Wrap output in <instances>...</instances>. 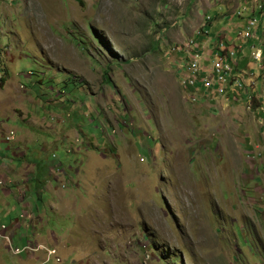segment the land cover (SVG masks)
I'll list each match as a JSON object with an SVG mask.
<instances>
[{
	"label": "rangeland",
	"instance_id": "obj_1",
	"mask_svg": "<svg viewBox=\"0 0 264 264\" xmlns=\"http://www.w3.org/2000/svg\"><path fill=\"white\" fill-rule=\"evenodd\" d=\"M243 2L0 0V158L24 179L0 200V264H264V72L231 17ZM204 24L242 44V89L184 83L176 48Z\"/></svg>",
	"mask_w": 264,
	"mask_h": 264
},
{
	"label": "built area",
	"instance_id": "obj_2",
	"mask_svg": "<svg viewBox=\"0 0 264 264\" xmlns=\"http://www.w3.org/2000/svg\"><path fill=\"white\" fill-rule=\"evenodd\" d=\"M252 3L251 6L249 1L244 0L241 10L238 13H233L231 17L233 20L235 17L246 16L245 24L241 27L238 39L249 42L251 56L263 65L264 72V48L262 45L264 42L261 40L263 34L261 29L264 23V0H255ZM211 19V16H207L206 23H211ZM208 24H204L202 31L200 29L195 35V39H191L184 46L176 48V51L185 53L184 58L189 60L186 69L180 68L184 73L182 77L188 89L194 88L195 93L202 92L206 96L214 93L221 95L226 87H233L234 89L243 87V76L242 74L237 75L235 69L239 65L236 56L242 48V44L237 43L239 47L236 44L231 47L228 37L223 38L220 33L213 37L212 32L208 29ZM198 38L200 39L198 40ZM181 53L180 55H182ZM197 96L199 95L192 96L193 101L198 99ZM14 139V134L11 132L6 135L4 142L9 143ZM0 236H3L6 243L11 246V236L2 233ZM13 252L19 254L23 250L14 248ZM48 254L54 256L56 262H60V258L56 256L54 249L48 250Z\"/></svg>",
	"mask_w": 264,
	"mask_h": 264
},
{
	"label": "crops",
	"instance_id": "obj_3",
	"mask_svg": "<svg viewBox=\"0 0 264 264\" xmlns=\"http://www.w3.org/2000/svg\"><path fill=\"white\" fill-rule=\"evenodd\" d=\"M239 4L237 3V6H238ZM237 6H233L232 7V9L233 8H235V7H237ZM214 34V33H213ZM4 128H6L5 127V124H4V122H2V123H0ZM16 155L17 156H19V157H21V156H23L24 155V153H22V152H19V153H16ZM9 163H10V165H13V161H11V160H9ZM0 167H3L4 169H6L5 171H4V173L2 174V176L4 177L3 179H1L0 180V184L1 185H4V187H5V189H1L0 190V200H2L1 199V197L3 196V198H5V197H8L9 195H11V194H13V192L11 191V188H7L6 187V184H10L9 186H17V185H19L20 184V182H23V180L24 179H21V181H20V176H19V173L18 172H14L13 170H15L17 167L16 166H13V168H11L10 166H9V164H7V163H5V162H3V160H2V158H0ZM26 167H29V168H33V170H34V166H31V165H26ZM36 172V175H35V179H37V175H40V173H39V170H37V171H35ZM1 176V175H0ZM4 180V181H3ZM10 181H12V182H10ZM44 186H46V181H45V185ZM43 186V187H44ZM18 189V188H17ZM18 191H19V189H18ZM21 196V197H20ZM19 197H17V201L20 203V212L21 211H23L24 212V210L26 209V206L27 205H29V203L28 202H25L24 201V198H23V196L22 195H20ZM4 202V201H3ZM20 216H23V215H20ZM17 221V222H16ZM16 221L13 223V224H15V226L17 227V231H19L21 228H22V226H21V223H19L20 222V220H19V218L17 217L16 218ZM29 225V222H28V224H27V226ZM28 235H30V234H28ZM31 236V235H30ZM30 236H28V237H30ZM19 237V239L20 238H22L20 235L18 236ZM24 240V238H22V241Z\"/></svg>",
	"mask_w": 264,
	"mask_h": 264
},
{
	"label": "bare ground",
	"instance_id": "obj_4",
	"mask_svg": "<svg viewBox=\"0 0 264 264\" xmlns=\"http://www.w3.org/2000/svg\"><path fill=\"white\" fill-rule=\"evenodd\" d=\"M248 47V46H247ZM241 53V52H240ZM242 89V88H241ZM235 92V91H234ZM241 92V91H240ZM234 94H236V92L234 93ZM14 134H15V132H14Z\"/></svg>",
	"mask_w": 264,
	"mask_h": 264
},
{
	"label": "clouds",
	"instance_id": "obj_5",
	"mask_svg": "<svg viewBox=\"0 0 264 264\" xmlns=\"http://www.w3.org/2000/svg\"><path fill=\"white\" fill-rule=\"evenodd\" d=\"M47 252H48V251H47ZM48 255H49V254H48ZM49 257H52V256L49 255Z\"/></svg>",
	"mask_w": 264,
	"mask_h": 264
}]
</instances>
